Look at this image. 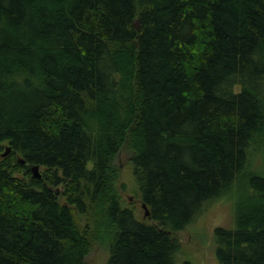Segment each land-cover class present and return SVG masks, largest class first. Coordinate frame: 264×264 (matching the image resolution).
Masks as SVG:
<instances>
[{
  "label": "trees",
  "instance_id": "obj_1",
  "mask_svg": "<svg viewBox=\"0 0 264 264\" xmlns=\"http://www.w3.org/2000/svg\"><path fill=\"white\" fill-rule=\"evenodd\" d=\"M122 151L149 221L124 206ZM258 157L264 0H0V264L97 244L106 264H180L175 235L224 197L218 263L264 264Z\"/></svg>",
  "mask_w": 264,
  "mask_h": 264
},
{
  "label": "rangeland",
  "instance_id": "obj_2",
  "mask_svg": "<svg viewBox=\"0 0 264 264\" xmlns=\"http://www.w3.org/2000/svg\"><path fill=\"white\" fill-rule=\"evenodd\" d=\"M237 89L239 90L240 88ZM9 148L10 147L5 150L4 154ZM116 163L120 170L118 189L122 194L124 206L134 209L135 214L140 221H149L146 217L145 209L143 208L144 204L140 198L139 186L134 174L129 153L122 151ZM250 166L249 170L252 172L264 173V165L261 157L252 160ZM30 170L33 173V169L31 167ZM39 171L43 174L45 169L40 168ZM54 190L59 194L61 202L65 204L66 198L61 194L65 191V186L62 185L56 187ZM234 207V201L224 197L223 199L215 202L211 208H208L206 213L197 219L196 222L188 226L184 231L175 235L182 248V252H180L178 257L180 264L186 261H190L193 264H219L215 256L216 247L214 242V231L218 227L228 229L234 227ZM78 216L80 226L82 228H84L88 223L92 224L88 217ZM150 222L153 223V221ZM154 224L156 223L154 222ZM108 258V250L102 245L97 244L88 256L85 264H106Z\"/></svg>",
  "mask_w": 264,
  "mask_h": 264
},
{
  "label": "water",
  "instance_id": "obj_3",
  "mask_svg": "<svg viewBox=\"0 0 264 264\" xmlns=\"http://www.w3.org/2000/svg\"><path fill=\"white\" fill-rule=\"evenodd\" d=\"M11 149L9 148L7 150V152L4 154V156H7L9 153H10ZM24 163V161H22ZM33 173H34V176L37 177V178H41L42 177V174L40 173V167L39 166H34L33 168ZM143 208L145 209V214L147 217H150V211L147 207L146 204L143 205Z\"/></svg>",
  "mask_w": 264,
  "mask_h": 264
}]
</instances>
